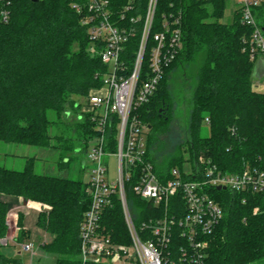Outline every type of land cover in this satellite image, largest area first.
Instances as JSON below:
<instances>
[{
  "label": "trees",
  "instance_id": "16d2710c",
  "mask_svg": "<svg viewBox=\"0 0 264 264\" xmlns=\"http://www.w3.org/2000/svg\"><path fill=\"white\" fill-rule=\"evenodd\" d=\"M110 1L115 9L128 2L135 5L132 14L142 15L136 25L141 27L149 0ZM230 2L158 0L143 77L149 70L154 34L162 29L166 19H180L182 46L166 66L151 100L137 112L150 127L148 157L166 179L171 178L174 167L183 170L185 161L195 166L201 154L212 158L224 172H239L247 165L264 169V92L257 89L256 64L244 50L243 42L252 28L242 24L237 8L231 22L221 21ZM2 6L0 0V140L54 147L61 154L59 166L66 167L74 156L80 157L75 152L87 145L93 130L86 117L71 122L64 114L70 108L79 112L82 101L75 98H86L101 85L97 73L104 71L105 66L99 56L91 54V41L72 0H11L8 21L2 18ZM254 12L264 26V2ZM140 38L141 34H136L126 43L125 55L130 65ZM172 71L181 72L185 84L191 78L195 83L188 138L174 152L162 155L154 142L174 112ZM49 111L56 113L55 119L48 117ZM205 122L210 127L208 136L202 133ZM57 123L62 124V132L52 134L50 129ZM108 136L111 148H115L116 125L109 127ZM69 153L73 157H68ZM83 161L84 156L79 161L84 167ZM135 182H127L126 190L134 213L139 215L140 210L153 205L137 197L133 191ZM213 193L224 209V217L207 237L209 245L203 264H264V192L235 193L214 188ZM2 194L41 203L38 223L52 235L42 247L57 255L56 264H81V223L91 203L87 183L37 173L33 158L22 170L0 166V239L6 237L10 227V206ZM174 205L181 203L172 199L169 214L176 211ZM23 217V213L19 215V225H23ZM105 221L115 240H120L121 234L127 237L119 201L107 211ZM179 237L175 235L170 247L175 252L185 243ZM175 252L172 261L180 264ZM11 262L20 263L17 258L0 253V264Z\"/></svg>",
  "mask_w": 264,
  "mask_h": 264
},
{
  "label": "built area",
  "instance_id": "2783aa9c",
  "mask_svg": "<svg viewBox=\"0 0 264 264\" xmlns=\"http://www.w3.org/2000/svg\"><path fill=\"white\" fill-rule=\"evenodd\" d=\"M4 21L10 18L11 0H1ZM264 0H239L242 24L252 28L243 38L244 50L256 64L259 82L264 78V26L254 10ZM80 14L81 24L91 41L90 52L101 58L105 70L98 72L101 85L91 90L80 104L78 118L87 119L94 135L92 146L84 157L93 163L87 192L91 203L86 210L80 230L81 264H175L171 247L175 235L185 239L175 253L180 264H203L208 236L224 217V209L214 196L213 189L235 193L264 192V169L247 165L239 172H224L212 158L201 154L195 166L174 167L171 178L161 176L148 157L150 127L143 122L138 108L155 94L166 66L182 46L180 19L165 20L162 29L154 34L155 44L149 55V70L143 77V61L147 42L154 25L158 0H149L141 27L142 15H134L131 2L115 9L110 0H72ZM141 34L135 60L126 58V43ZM116 125L117 144L111 148L109 127ZM117 159V175L109 177L105 157ZM87 159V160H85ZM135 179L133 191L141 200L153 206L136 215L129 203L126 183ZM174 213L169 214L171 200ZM121 204L127 237L115 240L105 218L115 201ZM182 203L184 208L182 210ZM180 214V215H179ZM15 216L9 213V218ZM126 240L127 242H122ZM14 241L7 237L5 244ZM15 258L22 253L36 254V242L23 241ZM17 264V263H8ZM19 264H23L21 261ZM29 264H34L30 262Z\"/></svg>",
  "mask_w": 264,
  "mask_h": 264
},
{
  "label": "rangeland",
  "instance_id": "374dc122",
  "mask_svg": "<svg viewBox=\"0 0 264 264\" xmlns=\"http://www.w3.org/2000/svg\"><path fill=\"white\" fill-rule=\"evenodd\" d=\"M235 8H237L239 11L241 10L239 0H232V2L229 3L225 11V15L221 21L231 22L233 19V13ZM260 23L263 24L262 21H260ZM254 76H255L254 81L257 85V89L259 91L264 92V78H262V82H259L258 75L256 74ZM184 79L185 78L181 74V72L172 71V77L170 78V83L172 84V91L175 99L174 112L171 121L168 124H166L164 129L160 130L162 132L156 136L154 142L158 152H162V155L170 154L174 152L176 147L181 142H184L188 138L187 125L190 115V109L192 107V91H193L192 89L195 82L191 78L189 82H186L188 84H185ZM75 99L79 102L81 101L84 102L85 100V98L83 97H76ZM67 110H68L67 115L66 114L64 115L71 122L82 121V119L78 118L80 112L72 108ZM48 117L51 120H53L56 117V113L54 111H49ZM85 117L87 118L86 115L84 116V118ZM50 131L52 132V134H60L62 132V124L61 123L55 124L50 129ZM202 133L205 136H208L210 134V127L209 124H207L206 122L203 125ZM93 135L89 138L87 145L83 147V149H81L77 153L75 152V154H80L79 155L80 157L77 158L75 156L73 157V155L70 153L67 155L68 157L71 156L73 158L71 159L70 163L63 168L59 166V160L61 154L59 150L54 147L43 148L34 145L19 144V143L6 142L0 140V166L11 169L22 170L26 167L29 158H33L34 169L37 173L57 175V176L73 178V179H81L85 183H88L92 172L91 165H93V163L85 159L87 160L88 164L87 166L83 167L79 161L82 158V156L84 157L86 156L88 149L92 146L93 140L91 139ZM105 161L109 168V174H108L109 177L111 179H115L117 175L116 157L114 155L111 156L107 155L105 157ZM184 166L189 167L190 162L185 161ZM13 203H12V207H13ZM21 208L22 207L19 206L12 211L14 212L15 216L18 214L19 217V215L22 214ZM24 211L25 213L22 219L23 225L18 224L19 223L18 217L15 218L11 216L9 218L10 223L13 222L15 225L18 226L17 228L18 230L16 234L13 232L15 235L13 233H10L7 234L6 237L0 239V253H2L8 258H15L17 253L21 250L20 244L26 240H33L36 242L37 245L35 249L36 254L34 256H31V254L27 252H23L20 261L23 264H29L30 262L43 263V264H56L57 255L47 252L42 247V244L45 241V239H47V241H50L52 239V235L49 233H45L43 231V228L38 223L39 213H40L38 203L35 201H30L27 207L24 208ZM24 226L26 227L27 230L24 228ZM7 237H11V238L13 237L14 241H10L8 244H5L4 240Z\"/></svg>",
  "mask_w": 264,
  "mask_h": 264
},
{
  "label": "crops",
  "instance_id": "0c3cea01",
  "mask_svg": "<svg viewBox=\"0 0 264 264\" xmlns=\"http://www.w3.org/2000/svg\"><path fill=\"white\" fill-rule=\"evenodd\" d=\"M1 198L4 200V201H6L8 204H9V206H10V210H9V213L10 212H12L15 208H17V207H19V206H21L22 208V213L24 214L25 213V211H24V208L25 207H27V205H28V203L31 201V200H29V201H27V200H24L23 199V197H17V196H12V195H7V194H2V196H1ZM14 202V203H13ZM12 203H13V207H12ZM38 203V202H37ZM15 204H17V205H15ZM18 204H20V205H18ZM38 205H39V212L41 211V208L43 207V205L41 204V203H38ZM10 229H8V234H10V233H17V228H18V226L17 225H15L13 222L12 223H10V227H9ZM24 228L26 229V227L24 226ZM27 230V229H26ZM45 233H47L45 230H43ZM13 233V234H14ZM14 234V235H15ZM44 236H45V234H44ZM30 239V238H29ZM45 241H47V239H45ZM44 241V242H45ZM43 242V243H44Z\"/></svg>",
  "mask_w": 264,
  "mask_h": 264
},
{
  "label": "water",
  "instance_id": "95a60500",
  "mask_svg": "<svg viewBox=\"0 0 264 264\" xmlns=\"http://www.w3.org/2000/svg\"><path fill=\"white\" fill-rule=\"evenodd\" d=\"M33 1H37V0H33ZM218 188L221 189L222 187L219 186ZM18 257H19V256H17V258H18Z\"/></svg>",
  "mask_w": 264,
  "mask_h": 264
}]
</instances>
